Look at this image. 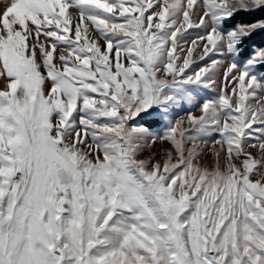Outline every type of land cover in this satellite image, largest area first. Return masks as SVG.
I'll list each match as a JSON object with an SVG mask.
<instances>
[{
  "label": "snow or ice",
  "instance_id": "1",
  "mask_svg": "<svg viewBox=\"0 0 264 264\" xmlns=\"http://www.w3.org/2000/svg\"><path fill=\"white\" fill-rule=\"evenodd\" d=\"M3 3L0 264H264V48L236 59L264 19L222 29L264 0ZM198 49L211 63L190 69ZM221 69L187 127L136 124L196 107ZM164 141L162 163L139 158Z\"/></svg>",
  "mask_w": 264,
  "mask_h": 264
},
{
  "label": "rangeland",
  "instance_id": "2",
  "mask_svg": "<svg viewBox=\"0 0 264 264\" xmlns=\"http://www.w3.org/2000/svg\"><path fill=\"white\" fill-rule=\"evenodd\" d=\"M198 3H202V0H198ZM4 3L3 0H0V11L3 10ZM71 11V10H70ZM203 9L201 8V13ZM243 12H252V11H244L240 10ZM255 11V10H254ZM196 22H198L199 16H195L193 18ZM264 18H261L259 20H262ZM259 20H256L254 22H258ZM252 22V23H254ZM239 24H249V23H242L239 21H236V19L233 17L226 19L223 24H222V29L227 32L228 30L234 29L237 25ZM258 30V29H257ZM255 30V31H257ZM254 31V32H255ZM204 32L202 29L199 28H193L190 29L188 34H187V41L190 44L191 39L195 36L198 35H203ZM179 43L184 44V41H179ZM187 45H185L186 47ZM246 46V39L244 38L241 45H239L240 52L239 55L236 57L237 61L240 63L245 62L248 58H250L253 54L254 51L260 48H264L263 46H255L251 49L249 55L247 56H242V52L245 50ZM202 49H198L194 51L193 53V61L194 63L190 65V69H198L201 66H206L207 64L211 63V60L205 57L204 60H201L199 58V55L201 53ZM211 56V59H219V57L212 55L211 53L209 54ZM231 59L225 60V66L227 63H230ZM264 65V63H262ZM261 64L257 65V67L254 69L258 77L264 76V67L261 68L259 67ZM187 71V70H186ZM223 80V69H221L219 75L217 76V84L215 88L212 89H207V88H202L200 90L198 100H197V106L192 107L186 103L182 104L180 107L174 109L169 116H162L160 109L153 107L151 109H147L144 112L140 113L139 116L136 118V124L138 126H143L147 128L150 132L156 133L157 135H162L164 131L166 130L168 126L169 120H171L173 123L175 122L176 119L180 118H185V127H187V122H186V116L189 112H192L195 115H199V104L203 102V100H214L218 97L220 93V86L221 82ZM5 87V81L3 79H0V89ZM47 87H50V84L46 85ZM218 138V134L216 133H210L205 139H207L208 143L204 146V152L205 154L203 155L202 158V163L208 165L209 167H212L214 164V158L212 156V153L209 149L212 147V141ZM172 148V145L170 142L164 141V142H157L156 144H153L151 148H146L144 151L139 155L140 159H154V160H159L161 163L163 162L164 159V153ZM249 151L253 153L255 157L258 158L259 153L255 148H249ZM237 164L240 163V161H236Z\"/></svg>",
  "mask_w": 264,
  "mask_h": 264
},
{
  "label": "trees",
  "instance_id": "3",
  "mask_svg": "<svg viewBox=\"0 0 264 264\" xmlns=\"http://www.w3.org/2000/svg\"><path fill=\"white\" fill-rule=\"evenodd\" d=\"M234 18L236 19V21L242 23H252L256 20L264 18V9H259L252 12L238 11L237 13L234 14ZM245 39H246V46H245V50L242 52V56L249 55L253 47L264 45V29H258L257 31L253 32L249 37ZM259 67L263 68L264 65L261 64V66Z\"/></svg>",
  "mask_w": 264,
  "mask_h": 264
}]
</instances>
